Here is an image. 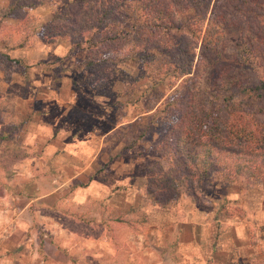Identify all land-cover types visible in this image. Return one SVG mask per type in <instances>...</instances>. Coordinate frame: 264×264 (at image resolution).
Masks as SVG:
<instances>
[{"label": "rangeland", "instance_id": "1", "mask_svg": "<svg viewBox=\"0 0 264 264\" xmlns=\"http://www.w3.org/2000/svg\"><path fill=\"white\" fill-rule=\"evenodd\" d=\"M8 2L0 0V155H8L0 181L30 204L17 220L32 225H17L21 238L9 244L0 229V250L21 255H0V264H264V182L195 183L194 198L182 192L168 208L144 195L155 147L181 115L161 112L177 91L158 83L159 61L144 67L125 48L115 65L96 69L106 78L95 77L82 65L87 52L59 38L49 44L50 25L72 1L16 17ZM235 29L223 44L229 61ZM18 50L31 60L12 58ZM196 78L184 85L202 88ZM261 108L244 110L264 127ZM36 180L45 185L39 201Z\"/></svg>", "mask_w": 264, "mask_h": 264}, {"label": "trees", "instance_id": "2", "mask_svg": "<svg viewBox=\"0 0 264 264\" xmlns=\"http://www.w3.org/2000/svg\"><path fill=\"white\" fill-rule=\"evenodd\" d=\"M63 1L9 0L6 9L16 17ZM69 1L50 25L49 44L59 38L70 50L87 52L82 65L102 78L105 68H97L115 65L125 48L132 49L144 67L159 61L158 83L181 91L161 109L181 115L155 147L143 187L154 206L168 208L182 192L194 198L195 183L264 182V127L244 110L264 106V0ZM231 29L238 39L229 61L223 44ZM194 74L202 88L184 85Z\"/></svg>", "mask_w": 264, "mask_h": 264}, {"label": "crops", "instance_id": "3", "mask_svg": "<svg viewBox=\"0 0 264 264\" xmlns=\"http://www.w3.org/2000/svg\"><path fill=\"white\" fill-rule=\"evenodd\" d=\"M58 46L59 45H53V46H50V48H52V51H57ZM60 48H61V46H60ZM11 56L14 59L29 60V61L31 60V53H29L26 50L25 51L24 50H18L14 54H12ZM7 142H9V140H7ZM88 142L89 143H86L85 145H91L90 144L91 142L90 141H88ZM11 147H12V145H11ZM4 158H8V155L7 154L0 155V161L3 160ZM22 160L23 159L21 158L20 161H22ZM22 163H24V161ZM22 166H24V165H22ZM12 170H13V168H12ZM1 177L2 176H0V180L3 179ZM14 177H16V176H14ZM72 177L74 178L75 176H72ZM36 185H37L36 189L39 192H35V194H37V195L35 197L36 199H34V200L39 201L40 199H43L45 197L44 194L41 193V192L44 193L45 185L43 183H41L40 181L38 182L37 180H36ZM15 189H16V187H15L14 183L9 182V179H7L6 182H4V184H2V185H1V181H0V213L2 215V218L0 220V229L3 230L2 228L3 227L5 228V226L8 229L7 234L5 236H3V238H2V239H4V242H6L7 244H9V239H11L12 242H15L16 239H14V237L18 236V238L19 237L21 238V230L19 231V228L17 227V225L18 226L19 225L24 226L25 232H26V227L29 225L30 226L32 225L30 222H29V224H27L26 223L27 221H25L24 219L23 220H17L18 217L21 218V215L29 207L30 204L27 203L25 205H22V204L18 203L17 201L19 200V196L17 195L18 193H14ZM41 207L42 206L40 204L37 205V208H39V210ZM7 221H8V224H6ZM24 221H25V223H24ZM9 223H11V226H9ZM21 229H22V227H21ZM28 237H29V235L26 236L27 240H28ZM17 241L19 242L20 240L18 239ZM5 250H6V253L4 252ZM5 250H0L1 259L11 258L12 254H14V253H10L8 249H5ZM13 256L16 257L17 259H19L21 257V255H16V254H14ZM15 264H18V262H15Z\"/></svg>", "mask_w": 264, "mask_h": 264}]
</instances>
